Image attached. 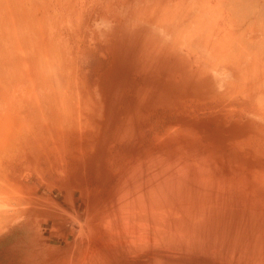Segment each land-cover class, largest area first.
<instances>
[{
	"label": "rangeland",
	"instance_id": "1",
	"mask_svg": "<svg viewBox=\"0 0 264 264\" xmlns=\"http://www.w3.org/2000/svg\"><path fill=\"white\" fill-rule=\"evenodd\" d=\"M219 1L0 0V264H264V108L207 52Z\"/></svg>",
	"mask_w": 264,
	"mask_h": 264
},
{
	"label": "bare ground",
	"instance_id": "2",
	"mask_svg": "<svg viewBox=\"0 0 264 264\" xmlns=\"http://www.w3.org/2000/svg\"><path fill=\"white\" fill-rule=\"evenodd\" d=\"M217 1L218 0H216V5H219V4H217ZM178 2V1H177ZM194 2V1H193ZM193 2H191V4L193 3ZM202 1H200L199 3H201ZM180 3V2H179ZM195 3V2H194ZM218 3H220V5L221 6H224V8L222 9L221 7H219V9H222V11L224 10L225 11V13L223 14V16H222V14H220V13H222L220 10V13L218 12V10L216 11V12H218V13H216L215 11H213V13H215V14H213V13H211L212 14V16L213 15H215V17L213 18L212 17V22H213V24L214 25H212V22H211V24H210V27L211 26H213V27H215L216 26V28L217 29H219L218 31L216 30V32L215 31H212L211 29L209 30V32L208 33H211V31H212V33L214 32V35L215 34H221V33H219V31L220 32H222L223 31V33L219 36V38H217V39H215L214 38V40H215V42H212L211 41V37L209 38V36H212V35H208L207 33H206V35H205V38L207 37V39L208 40H206L207 42H205V45H206V48H207V52L209 53V55L211 56V57H213V59H215V60H217V61H215L216 62V64H215V66L217 65V62H223V65H221L220 64V66H222L221 68H227L228 70H230L233 74H234V78H235V80L236 81H234V85H236V82H237V86H238V84L239 83H241L242 85L243 84H245V86L246 87H248L247 88V95H245L244 94V92H243V96H246V99H249V101H250V103H251V101H252V103L254 104L255 103V105H253V106H257L256 104H258V109H260L259 108V105H260V107L262 106L263 108H264V0H220ZM184 4V3H183ZM190 4V5H191ZM207 3H205V5H204V7L205 8H207L206 6H208V5H206ZM209 4V3H208ZM186 5H187V2H186ZM189 5V6H190ZM157 5H155V7H156ZM179 6V5H178ZM209 7V6H208ZM211 7V6H210ZM191 8V7H190ZM188 9H189V7H188ZM212 9L213 10H215L216 9V6H212ZM152 11V10H151ZM151 11H149V13L151 12ZM185 11V10H184ZM199 13V12H198ZM181 15V14H180ZM180 15L178 16V15H176V17L178 16V17H180ZM216 15H220L221 16V18L219 19L218 17L219 16H216ZM148 16H150V15H148ZM182 16V15H181ZM145 17V16H144ZM147 17V16H146ZM187 17V16H186ZM220 20H217V18ZM151 18V17H150ZM166 18L167 19H170V18H168L167 17V15H166ZM199 18V17H198ZM197 18V19H198ZM181 19V18H180ZM171 20V19H170ZM205 20V19H204ZM215 20H217V22H220V24L218 25L217 23V25H218V27H217V25H215V23H214V21ZM202 21V20H201ZM197 22H198V20H197ZM203 23H205L204 21H202ZM216 22V21H215ZM192 23V22H191ZM198 24L199 25H197V29H195V31H198L199 32V30H198V28L200 27H202L204 24H202V26H200V21L198 22ZM194 25V24H193ZM208 25H209V23H208ZM246 26L245 27V29L243 30V27L242 26ZM190 26V25H189ZM204 26H206V25H204ZM204 26L202 27V28H204ZM220 27V28H219ZM224 28V30H222L223 28ZM202 28H201V32H202ZM187 29H188V27H187ZM186 29V32H189L190 30L188 29L187 30ZM222 31H221V30ZM238 29V30H237ZM215 30V29H214ZM236 30L238 31V32H240V33H242L243 31V33L242 34H239L238 32H236ZM240 30H242V32L240 31ZM234 31H235V33L237 34L238 33V35H236V34H234ZM245 31H247V33L249 34V39H247V38H243V36L245 35V34H247ZM181 32V31H180ZM218 32V33H217ZM194 33V32H193ZM211 33V34H212ZM195 34V33H194ZM202 34H204V33H202ZM177 36V35H176ZM236 36V37H235ZM178 37H179V34H178ZM180 38V37H179ZM218 39H219V41H218ZM180 40V39H179ZM178 41V40H177ZM205 41V40H204ZM216 41H218V42H216ZM177 43V42H176ZM181 44V43H180ZM182 45V44H181ZM171 48V47H170ZM186 50V49H185ZM196 51V50H195ZM8 52V51H7ZM41 58V57H40ZM11 59V58H10ZM12 60V59H11ZM214 62V63H215ZM38 63H40V62H38ZM213 63V62H212ZM211 63V64H212ZM37 64V63H36ZM39 65H41V64H39ZM214 65V64H213ZM219 65V64H218ZM199 67V66H198ZM200 68V67H199ZM223 68V69H224ZM201 69V68H200ZM224 69V70H225ZM226 69V70H227ZM203 71V70H202ZM205 72V71H204ZM216 72V71H215ZM224 72V71H223ZM217 75V74H216ZM222 75V74H221ZM214 77V76H213ZM223 77V76H222ZM230 77V76H229ZM220 79V78H219ZM229 79V78H228ZM221 80V79H220ZM239 81V82H238ZM242 81V82H241ZM222 82V81H221ZM229 82H230V80H229ZM232 82H233V80H232ZM231 83V82H230ZM233 84V83H232ZM229 85H231V84H229ZM228 85V86H229ZM232 86L231 85V87L233 88V87H235V86ZM242 85H240L239 84V86H241V88H243L242 87ZM230 87V86H229ZM231 87H230V89H231ZM237 88V87H236ZM245 88V87H244ZM243 88V89H244ZM229 88H227V90L225 91V92H229V90H228ZM234 89V88H233ZM233 89H231L232 91H233V93L235 94V91L233 90ZM230 90V91H231ZM236 90V89H235ZM239 90H240V87H239ZM215 91V90H214ZM241 91V90H240ZM64 92V94H66L67 92L66 91H63ZM225 92H223L224 93V95H225ZM238 92V88H237V90H236V93ZM221 93V92H220ZM226 93V94H227ZM233 93H228L227 95H225V96H228L229 97V94H230V97H231V95H232V97H234L233 95ZM246 93V92H245ZM68 94H69V92H68ZM68 94H66V96L68 95ZM71 95H72V93H70ZM237 94H241V96H242V92H238ZM237 94H235V95H237ZM220 95V94H219ZM218 94L216 95H213V96H219ZM224 95H223V97H222V100H225V98H224ZM64 96V95H63ZM63 96H61V97H63ZM222 96V95H221ZM220 96V97H221ZM44 97V96H43ZM46 97H47V95H46ZM45 97V98H46ZM60 97V96H59ZM68 97H69V99H71V96L70 95H68ZM67 97V98H68ZM216 97V98H217ZM229 97V98H230ZM237 97H238V95H237ZM237 97H235L237 100H238V98ZM66 98V97H65ZM229 98H228V100H229ZM218 99H220V98H218ZM227 99V98H226ZM239 99H241L240 101H242L243 99L242 98H239ZM64 100V99H63ZM233 100V99H232ZM47 101V100H46ZM48 101H49V99H48ZM60 101H62V100H60ZM65 101V100H64ZM63 101V102H64ZM226 101V100H225ZM246 101H248V100H246ZM245 101V102H246ZM54 102V101H53ZM57 102V101H56ZM72 103V102H70L69 100H67V103ZM74 102V101H73ZM58 105V104H57ZM59 105H62L61 103H59ZM230 106V105H229ZM243 106V105H242ZM60 107H62V106H60ZM64 107H65V105H64ZM67 108H70L69 106L67 107ZM242 108V107H241ZM237 109V108H236ZM227 111V110H226ZM69 112V111H68ZM65 114V113H64ZM69 114V113H68ZM67 114V115H68ZM71 114V113H70ZM238 115V114H237ZM33 136V135H32ZM32 136H30V137H32ZM39 137V136H38ZM45 137V136H44ZM30 139V138H29ZM35 139V138H34ZM262 139V138H261ZM24 140H26V139H24ZM13 141L15 142V140L13 139ZM28 143V142H27ZM10 144H12V143H10ZM27 151H29V150H27ZM20 152H21V149H20ZM22 152H24V151H22ZM14 154V153H13ZM25 154V153H24ZM24 154H22V155H24ZM16 155V154H15ZM15 155H11V157L12 156H15ZM18 155V154H17ZM21 155V156H22ZM9 156V155H8ZM23 157H25V156H23ZM5 158V157H4ZM9 158V157H8ZM14 158V157H13ZM17 158V157H16ZM12 159V158H11ZM3 159H1V161H2ZM7 160V159H6ZM12 161V160H11ZM10 161V162H11ZM3 163V162H2ZM1 165V164H0ZM5 165V164H4ZM3 165V166H4ZM10 165V164H9ZM11 166V165H10ZM1 167V166H0ZM6 167V166H5ZM1 169V168H0ZM35 169V168H34ZM6 170V169H5ZM1 171V170H0ZM37 171V170H36ZM7 172V171H6ZM1 173H2V171H1ZM0 173V174H1ZM3 173H4V170H3ZM38 175H39V173H38ZM1 180V179H0ZM6 185V184H5ZM5 185H3V186H5ZM8 186V185H7ZM6 187V186H5ZM8 187H10V186H8ZM13 187H14V185H13ZM3 191V190H2ZM6 190H4L3 191V193L5 192ZM10 191V190H9ZM7 192V191H6ZM10 192H12V190L10 191ZM1 194V196L3 195V193L2 192H0ZM14 193V192H13ZM16 193V192H15ZM5 194V193H4ZM7 194V193H6ZM5 194V196L7 197V195ZM64 195H66L65 193H64ZM78 195V194H77ZM84 195V194H83ZM0 196V197H1ZM5 196H2L1 198H5L6 199V197ZM9 196V195H8ZM12 195H10V197H11ZM70 196H74V195H70ZM81 197H82V195H80ZM79 196V197H80ZM66 197V196H65ZM75 197V196H74ZM74 197H73V199H74ZM78 197V196H77ZM77 197H75L77 200H79ZM0 198V199H1ZM15 198V197H14ZM17 198V197H16ZM15 198V199H16ZM47 198H52V197H47ZM66 198H69L68 196L66 197ZM71 198V197H70ZM83 198V197H82ZM82 198H80V200L82 199ZM4 199V200H5ZM72 199V200H73ZM84 199V198H83ZM94 199H96V198H94ZM2 200V199H1ZM1 200H0V202H1ZM3 200V201H4ZM12 200V199H11ZM72 200H71V202H72ZM75 200V199H74ZM85 200H87V199H85ZM93 200V199H92ZM9 201H10V199H9ZM14 201V200H13ZM22 201H24L23 199H22ZM63 201H65L64 199H63ZM68 201H70V200H68ZM68 201H66V202H68ZM76 201V200H75ZM99 201H102V200H99ZM58 202V201H57ZM65 202V203H66ZM80 202V205L81 204H84V202L82 203V201H79ZM88 202V201H87ZM95 202V201H94ZM6 203V202H5ZM7 203H9V204H12V203H10V202H7ZM23 203V202H22ZM21 203V204H22ZM27 203V202H26ZM73 204H74V202H72ZM71 203V205H73ZM98 203V202H97ZM96 203V204H97ZM113 203V202H112ZM2 204V203H1ZM61 204V203H60ZM79 204V203H78ZM78 204H76V206L78 205ZM92 204V203H91ZM94 204V203H93ZM100 203H98V205H99ZM101 204H105L104 202L103 203H101ZM3 205V204H2ZM23 205H24V203H23ZM23 205H21V206H23ZM62 205V204H61ZM60 205V206H61ZM107 205V204H106ZM109 205V204H108ZM107 205V206H108ZM111 205V204H110ZM1 206V205H0ZM8 206V205H7ZM13 206V205H12ZM26 205H24V209L27 207H25ZM44 206V205H43ZM75 206V205H74ZM102 206V205H101ZM3 207V206H2ZM61 207H63V206H61ZM80 207H82V206H79V208ZM91 207V206H90ZM89 206H87L86 207V209H88V208H90ZM104 207V206H103ZM106 207V206H105ZM6 208V207H5ZM5 208H3L4 209V211H6V214L8 213V215H10L9 217L10 218H12L17 212H20L21 210H23V207L22 208H20V210L18 211H14V214H12L11 212H7V210H5ZM12 208H14V206L13 207H11V209ZM56 208V207H55ZM60 208V207H59ZM78 208V207H77ZM102 208V207H101ZM100 208V209H101ZM111 208V207H110ZM7 209V208H6ZM57 210H58V208H56ZM63 209V208H62ZM62 209H60V210H62ZM64 209H66V208H64ZM85 209V208H84ZM103 209V208H102ZM101 209V210H102ZM106 209H108V208H106ZM1 210V209H0ZM90 211H91V213L93 212V210L95 211L96 209L95 208H90L89 209ZM100 210V211H101ZM68 211V210H67ZM97 211H99L98 209L96 210V212H93V213H96V220H97V216H99V214H101V212L97 215ZM108 211V210H107ZM63 212V211H62ZM68 212H70V211H68ZM85 212H89V211H85ZM3 214L4 216H1L0 217V221L2 222H5L6 220H5V217H6V215H5V212H3V211H1L0 212V214ZM57 213V214H56ZM56 213L54 214V215H59V217H60V214H58V212L56 211ZM64 213V212H63ZM70 213H72V212H70ZM93 213L91 214V215H89V213H88V215H89V218H87V219H91L94 215H93ZM78 214V213H77ZM84 214V213H83ZM110 214V213H109ZM156 214V213H155ZM8 215H7V219H10V218H8ZM71 215H73V214H71ZM75 215V214H74ZM79 215H81V214H79ZM88 215L86 214V216H84V217H88ZM119 215H121V214H119ZM82 216V215H81ZM91 216V217H90ZM101 216V217H100ZM99 216V220H100V222H98L99 224L101 223V222H103V224H104V222L108 219V220H110L109 218H105V221L103 220H101V218L103 219L104 217H105V215H103L104 217H102V214ZM156 216V215H155ZM3 217V219H1ZM76 218H77V216H75ZM95 217V216H94ZM118 217V216H117ZM53 218H55V216H53ZM61 218V217H60ZM114 218V217H113ZM86 219V218H85ZM161 219V218H160ZM94 219H92L91 221H93ZM108 220L106 221L107 223H108ZM158 220V219H157ZM9 221V220H8ZM86 221H90V220H86ZM95 221V220H94ZM93 221V222H94ZM112 221V220H111ZM165 221V220H164ZM0 222V223H1ZM7 222V221H6ZM6 222L5 223H1L0 224V227H1V225H4V224H6ZM59 222V221H58ZM97 222H94V223H96L97 224ZM113 222V221H112ZM124 222V221H123ZM54 223H56V221H54ZM80 223V222H79ZM92 224V225H94V227L96 226L95 224ZM104 224V225H106V228H107V225H109L110 224V221H109V223L108 224ZM115 223H117V222H115ZM137 223V222H136ZM138 223H141V222H138ZM58 224H60V222L58 223ZM82 224H84V223H82ZM86 224H90V223H86ZM86 224H84V225H86ZM99 224H98V230H100V226H99ZM102 224V223H101ZM100 224V225H101ZM142 224H143V222H142ZM142 224H140L139 226H141ZM146 224V223H145ZM171 224V223H170ZM91 225V224H90ZM113 226H116L114 223L112 224ZM121 225H123L122 223L120 224V229L121 230H124V229H126V230H128L129 231V233H131L132 234V231H134V230H136V229H134L133 230V227H132V230H131V232H130V229L128 228H126L125 226L124 227H122ZM126 225H128L127 223H126ZM138 225V224H137ZM87 226V225H86ZM102 227H103V225H101ZM130 227L132 226V225H129ZM134 226H136V225H134ZM138 226V227H139ZM59 227V226H58ZM83 227V226H82ZM85 227V226H84ZM88 227L89 226H87V230H88ZM93 227V228H94ZM97 227V226H96ZM106 228H105V226H104V229H105V231H106ZM108 228L110 229L111 228V226L109 227L108 226ZM122 228H124V229H122ZM70 229V228H69ZM92 230V228L90 227L89 228V230ZM115 229H118L117 227L115 228ZM86 230V229H85ZM94 230V229H93ZM96 230V229H95ZM94 230V231H95ZM121 230H116L115 232L116 233H120L121 232ZM52 231V232H51ZM54 231L55 230H50V233H54ZM97 231V230H96ZM100 231H103V228H101V230ZM110 231V230H109ZM69 232V231H68ZM126 232V231H125ZM122 232V233H124V234H128L129 235V233L128 232ZM81 233V232H80ZM135 233V232H134ZM74 234V233H73ZM85 234H86V232H85ZM85 234H83V236L85 235ZM87 234H88V232H87ZM86 234V235H87ZM92 234L94 235V233L92 232ZM121 234V233H120ZM126 234V235H127ZM63 235V234H62ZM133 235V234H132ZM138 235V234H137ZM144 235V234H143ZM75 236H76V234H75ZM79 235H77V239L80 237H78ZM81 236H82V234H81ZM125 236V235H124ZM124 236L122 235L121 237H123L122 239L121 238H119V236L117 237V235L115 236V237H112V238H114L113 240H115V238L118 240H122V241H124L123 243H125V241L127 240L126 239V237L124 238ZM131 236V235H130ZM146 236H148V235H145V237ZM84 237H86V236H84ZM92 237V236H91ZM90 237V238H91ZM94 237V236H93ZM92 237V238H93ZM136 237V236H135ZM63 238V237H62ZM75 238V237H74ZM81 238V237H80ZM79 238V239H80ZM143 238V237H142ZM196 238V237H195ZM194 238V239H195ZM77 239L76 240H72V241H74L73 243H75V242H78L77 241ZM82 239V238H81ZM126 239V240H125ZM129 239V238H128ZM131 239V238H130ZM146 239H148V237L146 238ZM150 239H151V237H150ZM138 240H140V239H138ZM130 241H132V239L130 240ZM134 241V240H133ZM136 241V240H135ZM143 241V240H142ZM79 242H82V241H79ZM127 242H128V240H127ZM141 242V241H140ZM69 243H72V242H69ZM68 243V244H69ZM72 243V244H73ZM132 243V242H131ZM47 244V243H46ZM66 244V243H65ZM70 245V244H69ZM74 245V244H73ZM129 245V244H128ZM75 246V245H74ZM132 246V245H131ZM69 247V246H68ZM79 247V246H78ZM131 248H133V247H131ZM139 248V247H138ZM69 251V250H68ZM77 251H79V250H77ZM75 253H77V252H75ZM85 255V254H84ZM82 256H83V254H82ZM82 256H81V258H82ZM69 257V256H68ZM67 257V258H68ZM84 257V256H83ZM87 256H85V258H86ZM92 261V260H91ZM90 262V261H89ZM67 263V262H66ZM72 263V262H71Z\"/></svg>",
	"mask_w": 264,
	"mask_h": 264
}]
</instances>
